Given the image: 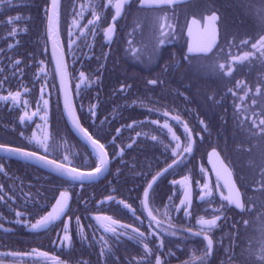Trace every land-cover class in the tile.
Wrapping results in <instances>:
<instances>
[{
	"label": "snow or ice",
	"instance_id": "snow-or-ice-1",
	"mask_svg": "<svg viewBox=\"0 0 264 264\" xmlns=\"http://www.w3.org/2000/svg\"><path fill=\"white\" fill-rule=\"evenodd\" d=\"M9 3L10 0H0V9L8 6ZM134 4L135 0H89L87 4H81L80 11L76 12V4L73 0L71 7L74 18L72 24L68 26L67 50L73 56L76 55L73 35L77 33L73 32V28H79V25L75 17L83 19L85 11L90 13L92 19H89L87 24L83 26L87 31H79V38L86 40L90 35L95 40L102 32L103 42L108 45L113 42V37L117 32L116 22L118 19L125 18L129 14L138 18L141 13H144V19L150 23L151 27L150 46H145L141 49L130 47L128 51L132 52L134 58L142 64L145 63L143 57L146 55L148 71L153 70V65L160 67L156 78L147 81L149 85L164 83L163 78L168 76L169 71L179 67L178 62L175 60L176 53H170V62L165 63L162 67L159 66V60L162 59V46L171 40L178 39L184 34L185 29L187 30V50L186 53L181 52L179 55L188 62L189 66H192L193 60H203L206 63L198 65L199 67L209 69L213 73L230 76L233 72V64L243 62L254 56L260 61L261 65H264V12H262L260 17L261 27L257 33L258 39L253 37L255 42L251 44L252 51L244 52L242 56H239L233 55L230 51L233 44L227 40V26L223 21L222 15L219 14L220 9L216 6L214 0H201L198 3H192L191 0H139L140 7L133 12ZM182 5L183 23L181 24L179 23V15L176 9ZM61 9V0H44L43 17L46 20L45 47L48 37H55L59 34ZM108 16L111 17V23H108V26L104 28L103 23L107 22ZM20 19L21 17L19 16L15 19L9 16L6 23L15 25L16 21ZM26 19L31 21L32 18L29 16ZM24 31H27V29H24ZM16 34V27H11L8 33L9 37ZM222 35L229 49L227 53H225V49L219 43ZM129 43L131 44V41ZM241 43L247 45L248 41H241ZM9 47L11 48L12 46L9 45ZM52 57L56 62L55 71L60 77V87L57 91L58 93L63 92L61 117L66 124L71 123L70 131L76 135L87 151L83 154L71 153L72 159L69 158L68 154L57 156L54 144L55 134L47 132L42 133V138L38 137L35 131L32 132L30 137L25 136L21 132L20 136L27 141L26 144L13 145L11 141L0 142V154H2L0 155V172H4L7 164L11 160L16 159L24 162L27 167L43 171L46 174L45 178L52 185L49 191L52 192V199L55 200V203L51 204V211H47L43 215H40L39 212L17 211L15 213V222L17 224L23 225L33 232L56 231V241H53V243H58L62 252L67 247L69 254L75 250V242L73 236L70 235V232L74 231L82 244L87 242L89 249L99 246L96 264H153V257L154 264H171L170 259H162V256L172 257L175 255L166 246L164 236L181 235L184 239L198 236L202 237L200 244L203 247L199 249L201 254L197 256L193 252L190 259L181 261V264H215L216 253L222 247V239L221 241L215 240L214 229L219 227L218 221L227 220L229 211L238 209L240 210L238 214L241 217L244 214L250 217V219H242V222L249 227L255 226L253 228L254 235L249 238L247 248H242L239 254L232 251L233 245L230 244L229 249L225 252L228 259L222 260L221 264H264V81H261L255 89L252 106H237L240 110L233 113L235 131L243 134L247 142L255 141L256 143L253 147H261L258 158L250 161L249 176L242 175L237 179L233 178L235 164L229 156H222V153H225L228 148L227 140L224 141L223 148L220 147L218 142L210 144L211 152L208 153V161L212 165L211 172L215 173L214 183L210 178L208 169L201 166L197 172L193 165L189 169V175H183L179 181L172 180V190L177 192L178 195L176 197L170 195L168 197L169 203L164 204L163 211H161V208L157 207L156 204H162L163 202L155 191L154 184H157L162 176L175 175L178 168H188L192 164V160L189 157L194 158L198 149L197 142L193 139V130L189 128L188 123L180 115L172 117L184 129L185 140L181 143L180 137L176 135L168 123L169 112L165 111L163 113L165 122L162 127L167 129L171 135V141L164 145V153H162L166 157L164 161L165 167L151 175V180L147 182V187L143 189V200L140 205L147 215L148 230L142 231L139 226L134 227L131 223H121L120 220L114 219L113 216L99 214L91 217L95 223L85 226L81 224V218L89 211L88 208H82L77 202V208L74 210L70 201H73L74 190L77 187L84 189L98 179H107L109 175H112L109 150L106 148V143H101L102 139L107 142L109 133L103 126V122H101V126L95 134L96 138H93L88 129L82 126L80 121L83 116H87L92 120V126H95L97 120L96 106L91 105L85 113L83 111L84 104L81 103L79 105L81 116L77 115V106L69 98V90L65 86V77L68 76V65L64 62L63 56L58 55L55 39H53L52 43ZM100 59L106 62L108 53L101 52V55L97 57V60ZM19 65V60L12 64L13 76L16 75V70H19ZM103 67L104 65L100 64L96 71L99 72ZM40 72H44L42 67ZM20 74L23 75L22 72ZM46 77L47 73H44V78L46 79ZM78 79L80 82L75 85V95L83 100L85 96L81 85L87 79L85 73L80 72ZM97 80H99V76H97ZM7 82V77L0 79V91L4 90L3 86ZM237 83L239 84V82ZM120 87L123 90L130 88L131 85L121 84ZM245 88H247L246 85ZM24 91L27 94V88ZM229 91L231 92L232 89H229ZM251 91V88H247L244 96H248ZM45 95L50 96V93H46L45 86H42L40 99L36 102V111L31 115L25 111L20 116L19 119L23 124L27 125L32 116H39L42 125L38 124L36 126L37 130H42V126H47L49 120V99L45 98ZM233 96L235 97L236 93H233ZM20 97L21 93L19 91L12 92L9 90L7 96L0 95V101L11 99L14 104H18ZM255 97H259L261 102L257 103ZM240 99L243 100L244 97H240ZM57 106H59L58 102ZM24 107L27 108V102H25ZM257 108L259 111H256ZM150 111H159V109L153 108ZM151 123L159 124V121L154 120ZM199 123L204 125L202 131L207 133V138L210 141L212 137L210 125H206L203 120H200ZM117 132H119V129H117ZM137 135H140V133H137ZM152 140L156 141L157 137L152 136ZM204 140L205 138L201 137L200 143H203ZM111 144H115V138L111 141ZM218 148L220 149L219 151L217 150ZM248 151L251 152L252 148H249ZM123 152L124 149H121L118 153L113 149V158L120 157L122 159ZM169 152L171 153V163H167ZM77 160L80 163H76ZM150 166L151 164L149 163ZM116 173L120 175L121 170L117 168ZM149 174L142 172L139 175L146 178ZM194 185L199 189L201 204L216 205L210 210L205 208V214L196 217L198 228L195 231L191 220L199 206L194 205L193 201ZM150 190H152L151 195ZM249 190H251V195ZM0 191H3L2 185H0ZM57 192L59 193L58 198L55 195ZM179 193H182V197ZM22 194L24 195L25 206H27L29 201L32 202L34 207L41 210L49 206L48 198L39 192L35 196ZM37 196H39V200L36 199ZM8 199L11 200L12 197ZM150 199L153 201L152 207H149ZM176 199H179L178 204L175 202ZM0 200H4V197L0 196ZM106 200L115 201V197L109 196ZM104 203L105 201L97 202L95 208L99 209ZM115 203L130 212L132 217L143 224V220L136 215V209L131 204H127L123 200L115 201ZM173 212L182 213L180 220L188 226L185 227L184 223L179 225L175 223L176 217L172 215ZM32 216L39 217L35 220V223L31 222ZM207 216L211 218H206ZM65 217L68 219L65 220ZM73 218L75 219V225L70 227ZM89 228L92 230L91 237L86 231ZM0 229H3L5 233L12 231V229L4 228L3 224H0ZM61 231L63 235L60 234ZM97 231L102 234L96 236ZM184 233H187V236H184ZM125 238L141 246L142 254L139 259L126 257L121 262L116 255V248ZM229 238L230 240L232 239L231 234ZM150 244L154 246L150 247ZM175 247L180 248L181 245L176 244ZM185 247L187 246L185 245ZM34 254L42 258H50L52 264H68V261L61 259L60 256L52 255L50 257L48 252H39L35 248L32 249L31 253H23V255L28 256ZM20 255L18 252L11 253L13 257ZM0 264H4L3 259H0ZM34 264H40V262L36 261ZM76 264H93V262L90 260H79Z\"/></svg>",
	"mask_w": 264,
	"mask_h": 264
},
{
	"label": "flooded vegetation",
	"instance_id": "flooded-vegetation-1",
	"mask_svg": "<svg viewBox=\"0 0 264 264\" xmlns=\"http://www.w3.org/2000/svg\"><path fill=\"white\" fill-rule=\"evenodd\" d=\"M71 2L73 0H61L62 9L59 34L68 65L71 99L75 105L71 87L72 78L74 77V57L67 50L68 26L72 24L74 18ZM74 2L76 4V12H79L80 5L87 4L89 0H74ZM191 2L198 3L201 0H191ZM43 3L44 0H10L8 6L0 9V50H2L0 52V70H3L0 71V79L8 78V82L4 84V90L0 91V95L7 96L9 90L12 92L19 91L21 93L18 104H14L11 99L0 101V142L11 141L13 145L26 144L27 141L20 136L21 132L25 136L30 137L32 132L35 131L40 138H42L43 132H47L55 134L54 144L57 150L56 155L63 156L64 154H68L69 158L72 159L71 153L83 154L87 149L76 135L70 131L69 124H66L65 120L61 117L62 104L60 94L57 91L58 85L50 57L48 38L45 47L46 20L43 17ZM139 7V0H135L133 12ZM176 11L178 15L183 17V5L176 9ZM144 15V13H141L137 18L129 14L125 18L118 19L116 22L117 32L110 45L103 42L102 32L96 37L98 38L100 48H105L106 52H108L109 47L115 49L116 47L126 46L137 49L139 42L142 45L148 43L150 46L151 27L150 23L144 19ZM9 16L14 19L19 16L21 19L16 21L15 25H10L6 23ZM29 16L32 18L31 21L26 19ZM75 19L78 22L79 28H73V32H76V35H78L80 30L87 31L83 26L87 24L89 19H92V16L88 11H85L83 19L80 17H75ZM110 20L111 17L108 16L107 22L103 23L104 28L108 26ZM13 26L16 27L17 34L9 37L8 33ZM24 29H27V31H24ZM137 31L139 33L136 35L135 33ZM92 39L89 35L88 41L90 43H94ZM130 41L131 44L129 43ZM9 45L12 47L10 48ZM17 60L20 61L19 70H16V75L13 76L14 70L12 64ZM41 61L43 62L42 64ZM41 67L44 70L43 73L40 72ZM44 73H47L46 79L44 78ZM53 77L55 78L53 79ZM150 79L153 78L149 77L148 79L139 80L127 76L117 78L100 77L98 80L100 93L98 95L91 94V85L97 79L93 77L86 79L87 94L85 103L87 104H84L83 111L86 113L91 105H95L97 120L95 126H92L93 122L87 116H83L80 122L93 135V138H96L95 134L101 126V122H103V126L109 134L107 136V142L102 139L101 143H106V148L109 150L112 175H109L107 179L100 178L84 189L76 188L74 190L75 195L73 201H70L73 209L75 210L77 208L78 202L82 208L87 207L89 210L81 218L82 225L87 226L90 223H95L91 217L99 214L113 216L114 219H118L124 224L131 223L134 227L139 226L142 231L148 230L146 212L140 207L141 201L143 200V189L147 187V182L151 180V175H154L161 167H165L164 161L166 157L162 153H164V145L171 141V135L168 133V130L162 127L165 122L163 113L168 110L159 104L157 106L153 105L152 94L146 96L137 93L135 86L138 83L147 82ZM121 84L131 85V87L122 90L120 87ZM42 86H45L46 93H50V96L45 95V98L49 99V120L46 127L42 126V130H37L36 126L38 124L42 125L39 116H32L27 125L23 124L19 118L25 111L29 115L36 111V102L40 99ZM25 88H27V94H25ZM25 102H27V108L24 107ZM57 102L59 106H57ZM153 108L159 109V111H150ZM77 115L81 116V110H77ZM154 120L159 121V124H152L151 121ZM168 123L176 135L180 137L181 143H183L185 140L183 127L175 125L170 115L168 116ZM117 129H119V132H117ZM137 133H140V135H137ZM152 136H156L157 140L153 141ZM114 138L115 144L112 145L111 141ZM113 149L116 153L124 149L123 158H113ZM198 153L196 151L195 156ZM170 157L171 153L169 152L167 163H171ZM149 163L151 164L150 167ZM155 163L163 164L156 169ZM201 166L209 170L210 178L214 183L215 174L211 172V167L208 165L207 160L205 164L200 162L198 165H195V170L198 172ZM117 168L121 170L120 175L116 173ZM142 172L150 174L145 178L139 175ZM183 175L189 174L162 176L159 178L157 184H154L153 187L163 202L162 204H156L157 207L161 208V211H163V205L169 203L168 197L170 195L173 197L178 195L177 192L172 190V180H177ZM45 176L46 174L43 171L27 167L24 162L16 159L11 160L7 164L4 172H0V185L3 186V191H0V196L4 197L2 205H0V224H3L4 228L12 229V231L7 233L3 229H0V259H3L4 264H34L36 261H39L40 264H52L50 258H42L35 254L31 256L23 255L26 252L31 253L32 249L35 248L39 252H48L50 257L52 255L60 256L61 259L67 260L68 264H76L79 260H90L93 264H96L99 246L97 245L93 249H89L87 242L82 244L74 231L70 232V235L73 236L75 250L69 254L67 247L62 252L59 244L53 243V241H56V231L33 232L15 222V213L17 211L39 212L40 215H43L50 209L51 204L55 200L52 199V192L49 191L52 185ZM233 176L234 179H237L234 171ZM37 192L48 198L49 206L43 210L34 207L31 201L25 206L24 195L22 193L35 196ZM151 193L152 190H150V195ZM55 195L57 197L59 193L57 192ZM179 195L182 197V193H179ZM109 196L115 197V201L123 200L127 204H131L136 209V215L143 220V224L132 217L131 213L123 209L122 206L117 205L115 201H107L106 198ZM9 197H12V199L9 200ZM36 199L39 200V196ZM99 201H105V203L99 209H96L95 205ZM193 201L194 205L199 206L191 220L195 231L198 228L196 225V217L204 215L205 208L210 210L212 207H216V205L201 204L199 200V189L195 185L193 186ZM175 202L178 204L179 199H176ZM152 206L153 201L150 199L149 207ZM239 211L238 209L229 211L227 213V220L222 219L218 221L219 227L214 229L215 240L221 241L222 239V247L216 253L215 264H221L222 260L228 259V256L225 255V252L229 249L227 245L234 240V236L241 225L240 220L242 217L238 214ZM172 215L176 217L175 223L178 225L184 223L180 220L182 213L173 212ZM38 218V216H32L31 222L35 223V220ZM206 218L211 217L207 216ZM64 219L67 220L68 218L65 217ZM74 225L75 219L73 218L70 227ZM184 226L187 227L188 225L184 223ZM86 231L89 237H91L92 230L89 228ZM60 234L63 235V232L61 231ZM101 234L100 231L96 232V236H100ZM230 234L232 236L231 240L229 238ZM184 236H187V233H184ZM164 240L166 246L175 255L172 257L162 256V259H170L171 264H181V261L189 260L193 252L199 256L201 254L199 249L203 247L200 244L202 237L198 236L184 239L181 235H165ZM246 243L248 242L246 241ZM176 244H180L181 247H175ZM153 246V244H150V247ZM232 251L235 252V249L232 248ZM13 252H18L21 255L13 257L11 256ZM141 254V246L126 238L116 248V255L120 258L121 262L126 257L139 259Z\"/></svg>",
	"mask_w": 264,
	"mask_h": 264
},
{
	"label": "trees",
	"instance_id": "trees-1",
	"mask_svg": "<svg viewBox=\"0 0 264 264\" xmlns=\"http://www.w3.org/2000/svg\"><path fill=\"white\" fill-rule=\"evenodd\" d=\"M216 6L220 9L223 21L227 26V40L232 42L233 46L230 51L233 55L242 56L244 52L252 51L251 44L255 42L253 37L258 39L257 33L261 27V14L264 12V0H236V1H214ZM179 23H183V17L179 15ZM76 33V32H75ZM137 31L135 34L137 35ZM94 43L85 39L79 38L74 35V48L76 55L74 58V77L72 78V96L74 103L79 111V105L85 103L86 100V85L85 82L81 85L84 89L85 99L81 100L75 95V85L79 83L80 72L85 73V77L97 76L107 78L117 77H132L139 80L153 79L159 74L160 67L152 66L153 70L148 71L147 56L143 59L145 63H140L134 58L133 53L128 51V47L121 46L119 48L109 47L108 52L105 48H100L98 38L92 39ZM241 41H248L247 45L242 44ZM221 47L225 49V53L229 51L227 44L224 42L223 35L219 41ZM139 42L137 49L149 46L148 43ZM186 37L183 34L178 39L169 41L166 45L162 46V59L159 64L162 67L165 63L170 62V53H176L175 60L178 62L179 67L171 69L167 77H164V83L158 85H149L147 82L138 83L135 87L137 93L149 96L152 94L153 105L158 104L163 106L169 111L171 120L172 117L180 115L181 118L188 123L190 129L193 130V139L197 142L198 155L192 160V164L188 168L176 169V174H190L189 169L198 163H206V154L211 149L210 144L219 143L220 147H224V141L227 140L228 148L223 155L231 158L235 164L233 169L236 178L244 175H250V161L258 158L261 147L255 145V141L251 143L245 140L243 134L235 131V121L233 113L239 111L240 107L252 106V99L255 96V89L259 86L261 81H264V65L256 57H251L243 62H236L233 64L232 74L225 75L213 73L211 70L201 68L198 65L206 63L203 60H193L192 66L183 60L179 55L181 52L186 53ZM101 52L108 53V59L105 62L103 59L97 60ZM258 55V54H257ZM223 62V61H222ZM103 63L104 67L99 72L96 70L100 64ZM90 72V74H88ZM145 81V80H144ZM239 82V84L237 83ZM252 91L248 96H244L247 88ZM92 93L98 95L100 93L98 80L91 85ZM229 89H232L230 92ZM236 93V96H233ZM240 97H244L243 100ZM214 98V99H213ZM257 103H260V98L255 97ZM215 101V102H214ZM256 111H259L257 108ZM203 120L206 125H210L212 131L211 140L207 138V133L202 131L204 125L199 123ZM174 121V120H173ZM175 122V121H174ZM175 125H178L175 122ZM201 137L205 140L200 143ZM252 148L249 152L248 149ZM220 150L219 148L217 149ZM171 159V158H169ZM76 163H80L77 160ZM163 163L156 164L155 168L158 169ZM165 164V163H164ZM163 168V167H161ZM160 168V169H161ZM172 176V175H170ZM174 176V175H173ZM77 189H81L77 187ZM251 195V190H249ZM2 205V200H0ZM242 219H250L247 214L241 218V225L238 228L234 240L228 243L233 245L235 253L239 254L242 248H247L249 238L254 235L253 228L243 224ZM246 245V246H245Z\"/></svg>",
	"mask_w": 264,
	"mask_h": 264
},
{
	"label": "water",
	"instance_id": "water-1",
	"mask_svg": "<svg viewBox=\"0 0 264 264\" xmlns=\"http://www.w3.org/2000/svg\"><path fill=\"white\" fill-rule=\"evenodd\" d=\"M110 23H111V20H110ZM185 35H186V38H187V30L186 29H185ZM53 39L56 40V50H57V53H58V55H62L63 56V60H64L65 63H66V58H65L64 49H63V46H62V43H61L60 34H58L55 37H48L50 57H51V61H52V64H53V68H54V72H55V77H56V81H57V85H58V89H59V87H60V77H59V74L56 73V71H55L56 62H55V59L52 57V43H53ZM186 50H187V44H186ZM65 86L69 90L68 91V95H69V98L71 99V88H70V83H69V76L65 77ZM59 94H60V100H61V104H62V108H63V92H59ZM68 124H69V126L71 128V123L69 122ZM210 152H211V149H209L208 152H207V154H206V160H207L208 165L212 168L211 163H209V161H208V153H210ZM0 155H2V154H0ZM181 178L182 177H180L179 179H177V181H179ZM233 178H234V176H233ZM58 196H57V198H58ZM54 203H55V201L52 204H54ZM48 211H51V207H50V209Z\"/></svg>",
	"mask_w": 264,
	"mask_h": 264
}]
</instances>
